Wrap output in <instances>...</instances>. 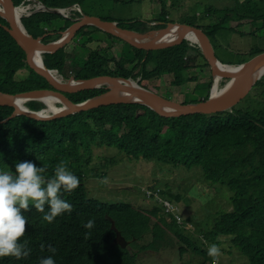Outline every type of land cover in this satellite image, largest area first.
Instances as JSON below:
<instances>
[{
    "label": "trees",
    "instance_id": "obj_1",
    "mask_svg": "<svg viewBox=\"0 0 264 264\" xmlns=\"http://www.w3.org/2000/svg\"><path fill=\"white\" fill-rule=\"evenodd\" d=\"M39 1L53 8L78 3L85 14L98 15L104 20L117 21L121 27L142 32L175 21L168 17L166 5L151 20L113 18L103 11L113 10L110 1L128 4L141 0ZM14 2L18 6L26 0ZM263 4L264 0H234V4L224 8L208 6L202 10L197 21L182 23L202 28L217 48L220 46L217 44L218 33L232 31L235 21H238L237 26L248 19L251 22L260 20L264 26V13L252 15L254 10H262ZM212 14L218 17L210 20ZM66 21L71 23L64 27H52L53 23L63 24ZM153 21L158 23L150 27ZM22 23L33 37L47 34L44 42H48L58 32L57 29L65 30L73 21L56 12L39 11L22 17ZM5 24L0 16V92L17 94L51 88L43 76L28 66L25 51L5 29ZM48 28L51 30L48 31ZM94 30L107 33L89 25L81 28L75 36H88L82 46L95 43L91 52L81 55L66 50L65 46L54 53H43L45 66L58 70L64 78L73 76L79 80L101 75L132 79L141 75L148 79L170 74L172 86L197 80L198 77L189 74L193 68L199 69L201 75H206L208 69L211 73L209 79L198 82L194 87L201 98L186 100L185 103L209 97L214 79L198 44L186 40L176 46L147 51L119 38L124 45L118 60L111 52V44L106 48L101 46L104 36L92 40L90 34ZM252 32L257 33L258 30ZM237 33L246 34L242 31ZM262 51L264 49L252 47L243 53H236L233 61H221L238 65L247 61L245 56L250 59ZM24 68L29 74L22 80L17 79V72ZM104 91L106 88L102 86L71 93L68 97L75 103H81ZM244 99L247 100L244 106H239L241 101H245L242 99L230 110L179 117L161 116L137 102L101 106L47 120L26 115L10 117L14 108L0 106V171L15 174L16 163L31 161L38 167H44L43 175L50 179L57 165L65 161L80 181L73 191L62 190V198L72 205V211L62 213L51 223L43 220L49 207L46 205L45 212L41 213L30 202V209L23 212L28 226L21 238V243L28 242L30 253L21 259L2 257L0 264H40V259L48 256H53L56 264H141L140 254L144 251L156 252L170 244L173 240L171 234L178 238L181 254L191 249L197 256L196 264H213V258L207 251L210 246L206 242L218 245L224 240H229L240 255L247 257L243 264H264V75ZM26 105L32 110L46 107L39 100H30ZM104 145L114 146L131 157L143 156L146 160L182 164L189 168L197 166L210 185L220 184V187L226 186L230 190L232 209L219 211L210 228L202 224L204 241H199L194 234H185L176 214L167 215L161 205L155 204L146 209L126 201L107 202L89 197L86 178L92 165L94 147ZM150 189L159 190L164 198L176 202L180 199L177 194L156 186ZM178 213L181 214L180 209ZM89 220L94 221L92 229L84 226ZM117 230L129 241L126 247L115 241ZM86 233L90 235L86 237ZM49 245L56 249L55 253L48 250ZM218 258L215 264H223L217 262Z\"/></svg>",
    "mask_w": 264,
    "mask_h": 264
},
{
    "label": "rangeland",
    "instance_id": "obj_2",
    "mask_svg": "<svg viewBox=\"0 0 264 264\" xmlns=\"http://www.w3.org/2000/svg\"><path fill=\"white\" fill-rule=\"evenodd\" d=\"M242 1V0H240ZM34 0H26L23 6L37 7ZM108 2V1H107ZM109 3V2H108ZM234 4V0H141L139 2H131L122 4L110 1L109 5L113 6V10H103L112 15L113 18H132L140 20H151L156 17L162 10L163 5L168 8V17L175 20L173 22L182 21H197L202 14V10H206L208 6H215L217 8H224ZM264 6V4H263ZM35 8L31 10L34 11ZM83 10V8L81 7ZM101 13V12H99ZM264 13L262 10H254L253 16H258ZM26 14H23L25 17ZM218 16L212 14L210 20L216 19ZM66 19V18H65ZM69 19V18H68ZM70 20H72L70 18ZM209 22V20L207 19ZM235 21V27L232 31H222L217 35V44L220 45L216 49L217 56L220 60L226 61L236 57L239 51L245 52L252 47L264 49V26L260 20L250 19L239 22ZM71 21L65 23H53L52 27L66 26ZM232 21L229 22L231 24ZM156 23L150 22L149 26H155ZM154 28V27H153ZM49 29V28H48ZM49 29L48 31H50ZM257 31L254 33L252 31ZM57 33L52 35V40H57L60 35V29ZM242 31L246 33L244 36L237 32ZM59 35V36H58ZM58 36V37H57ZM92 40H98L100 36H104L101 41V46L106 48L112 45L111 52L114 56L121 59V47L124 42L119 37H113L104 32L94 30L90 34ZM84 39L87 41L88 36L73 38V40L66 45V50L75 51L81 55H86L91 52L95 43L90 42L87 47L82 46ZM192 44H197L191 42ZM98 45V44H97ZM183 52V51H179ZM240 53V52H239ZM249 59V56H245ZM29 74L28 69L24 68L17 72V79L22 80ZM59 77L61 74L57 72ZM190 76L198 77L195 81L185 82L181 86H172V75H160L154 78H138L133 79L138 82L140 86L149 88L163 95L164 97L174 99L179 102L186 100H197L200 93L194 90L198 82H204L209 79L211 73L206 69V75H201L200 70L193 68L189 72ZM65 79V78H64ZM228 80L220 79L219 88L223 89L228 84ZM215 81L213 82V84ZM202 93H204L203 90ZM211 93V91H210ZM245 100V99H243ZM247 100L241 101L239 106H244ZM26 106V104L24 103ZM53 108L48 106L49 111L60 108L58 101L54 100ZM27 107V106H26ZM46 114H48L46 112ZM51 114V113H50ZM200 168L195 166L189 168L182 164L174 165L163 163L159 161L146 160L145 158L131 157L126 153L119 152L114 146L94 147V156L92 165L88 169V177L86 178V186L88 189V196L102 201H126L133 203L135 206L151 208L158 204L146 198L145 192L149 194L151 187L160 188L161 190L170 191L172 194H177L180 199L176 202L174 199L168 198L173 205L180 209L183 216L184 224L182 231L185 234H194L197 239L204 241V234L201 232L205 227H211L214 219L217 217L219 211H228L232 209L231 192L220 184L210 185L201 175ZM108 178V183L103 184L101 180ZM162 205V204H161ZM176 210V211H177ZM167 213V212H166ZM174 212L167 213V215ZM166 215V216H167ZM203 224V225H202ZM172 242L163 246L159 251H144L140 254L141 264H196L197 256H195L191 249H188L184 254H181L178 249V238L171 234ZM211 246L210 242H206ZM218 247L221 250L217 262L223 264H243L247 261V257L240 255L236 247L231 246L229 240H224Z\"/></svg>",
    "mask_w": 264,
    "mask_h": 264
},
{
    "label": "water",
    "instance_id": "obj_3",
    "mask_svg": "<svg viewBox=\"0 0 264 264\" xmlns=\"http://www.w3.org/2000/svg\"><path fill=\"white\" fill-rule=\"evenodd\" d=\"M15 9L14 0H0V16L7 23L5 29L25 51L28 65L43 76L51 85V88L29 90L17 94L0 92V106L7 105L14 108V112L10 117L26 115L36 119L47 120L101 106L134 102L144 104L164 117H179L196 113L212 114L233 108L252 91L256 82L264 75V51L257 53L238 65L223 63L217 56V48L212 38L202 28L191 24L171 21L163 27L142 32L121 27L118 22L104 20L98 15L83 14L79 19L74 20L65 31L61 32L60 38L56 41L44 42L47 34L39 37H33L29 34L26 28L18 22L17 10ZM54 11L59 12L58 10ZM86 25H95L107 33L128 42L133 47L147 51L179 45L186 40H190L187 37V32H191L196 38L200 39V43L197 44L209 63L214 81L218 77L229 82L218 95H213V84L207 99L184 103L164 97L156 91L139 84L132 85L131 81H134L130 78L101 75L81 80L73 76L64 81L56 79L52 75L51 70L44 65L41 54L46 52L53 53L65 46ZM175 28L176 30H174ZM171 31H177L176 36L170 39L165 38ZM36 56L41 59V64L34 61ZM224 66L234 67L224 69ZM102 86H105L106 91L81 103H75L68 97V94L71 93ZM44 96H51L62 103L63 107L57 112L46 115L44 113L45 109L37 111L23 105L24 102L29 100H41L44 102L42 98ZM17 99H20V104ZM116 233L115 241L120 243L122 247H126L129 241L119 230Z\"/></svg>",
    "mask_w": 264,
    "mask_h": 264
},
{
    "label": "clouds",
    "instance_id": "obj_4",
    "mask_svg": "<svg viewBox=\"0 0 264 264\" xmlns=\"http://www.w3.org/2000/svg\"><path fill=\"white\" fill-rule=\"evenodd\" d=\"M83 14H85L84 10L77 12L71 19L73 21L77 20ZM153 22L158 23L157 21ZM190 42L193 41L190 40ZM66 79L63 76L61 78L62 81ZM26 102L24 103L26 104ZM59 104L60 108L52 112H57L63 107L62 103L59 102ZM45 105L46 107L42 109H45L44 113L46 114L47 112L48 114L46 115H49L52 112L48 110V105ZM45 170L44 167H38L31 161H23L16 163L15 174L9 171H0V258L15 257L16 259H21L29 255L28 242L24 241L21 243V238L24 237L28 226L27 218L23 212L30 209V202L41 213L45 212L46 205L49 207V211L43 215V220L49 223L53 222L62 213H70L72 211V205L62 198V190L64 192H71L76 189L80 183L79 178L68 169L65 161H61L57 165L54 176L50 179H46L43 175ZM108 182L107 177L101 180L103 184H107ZM146 198L150 200L147 196ZM163 211L166 213L164 208ZM180 216L182 219L177 221L183 228L185 224L182 214ZM84 226L92 229L94 221L89 220ZM85 235L87 237L90 233H86ZM41 247L43 248L44 246L42 245ZM48 250L52 253L56 252V249L51 245L48 246ZM207 251L208 255L213 258V264H215L216 259L221 255L220 248L218 245L212 244ZM40 264H56V262L53 256H48L41 258Z\"/></svg>",
    "mask_w": 264,
    "mask_h": 264
},
{
    "label": "bare ground",
    "instance_id": "obj_5",
    "mask_svg": "<svg viewBox=\"0 0 264 264\" xmlns=\"http://www.w3.org/2000/svg\"><path fill=\"white\" fill-rule=\"evenodd\" d=\"M35 2V4L37 5V7L35 8V7H33V6H23L24 4H25V2H22L20 5H18V6H16V9L15 10H17L16 11V16H17V19H18V22L20 23V25L22 24L23 26H24V24L22 23V17H23V14H26L25 15V17H27V16H30L32 13H34V12H39V11H52V12H55L54 10H58L59 12H58V14H61L63 17H65V18H67L63 13H62V10H67V8H69V7H72V6H75L74 7V9H72V10H82L81 9V6L78 4V3H76V4H73L72 6H68V7H64V8H53V7H46L42 2H40L39 0H34ZM33 8H35V10L34 11H32L31 13H25L24 12V10H32ZM57 13V12H56ZM73 21V20H72ZM111 21V20H110ZM74 22V21H73ZM5 25H7V24H5ZM5 25H4V27H5ZM86 26H89V25H86ZM86 26H84V27H86ZM90 26H95V25H90ZM25 27V26H24ZM95 27H97V26H95ZM83 28V27H82ZM97 28H99V27H97ZM67 29V28H66ZM65 29V30H66ZM100 29V28H99ZM65 30H62L61 32H63V31H65ZM102 30V29H101ZM174 30H176V28L174 29ZM104 31V30H103ZM60 32V33H61ZM106 32V31H105ZM176 34H177V31H171V33H169L165 38H167V39H170V38H173L174 36H176ZM76 36V35H75ZM187 37L188 38H190V40L191 41H193V42H195V43H200V39L199 38H196L194 35H193V33H191V32H187ZM75 38V37H74ZM73 40V39H72ZM71 40V41H72ZM190 40H187V41H190ZM56 41V40H55ZM70 41V42H71ZM48 42H50V41H48ZM69 42V43H70ZM69 43H67V44H69ZM66 44V45H67ZM65 45V46H66ZM65 46H63V47H61V48H64ZM60 48V49H61ZM59 50V49H58ZM57 50V51H58ZM57 51H55V52H57ZM46 53H49V52H46ZM54 53V52H53ZM41 56H42V59H43V62H44V58H43V53L41 54ZM34 61L36 62V63H39V64H41V59L38 57V56H36L35 57V59H34ZM42 62V63H43ZM44 65H45V63H44ZM29 66V65H28ZM30 67V66H29ZM234 66H224V69H231V68H233ZM31 68V67H30ZM47 68V67H46ZM223 68V67H222ZM32 69V68H31ZM49 69V68H48ZM49 70H51V73H52V75L56 78V79H61L60 77H59V75L57 74V72H58V70H56V69H49ZM36 72V71H35ZM260 74V73H259ZM262 78V76L260 77V79ZM134 81V80H133ZM219 81H220V79L217 77L216 78V81H215V83H214V85H213V95H218L221 91H222V89H220L219 88ZM72 83H75L74 81H71ZM135 82V81H134ZM132 82L131 81V84L132 85H136V84H138L137 82ZM158 93V92H157ZM43 98V100H44V102L51 108H53V102H54V98H52L51 96H44V97H42ZM17 102H19V104L21 103V101H20V99H17ZM24 105V104H23ZM56 110V109H55ZM163 196V195H162Z\"/></svg>",
    "mask_w": 264,
    "mask_h": 264
},
{
    "label": "built area",
    "instance_id": "obj_6",
    "mask_svg": "<svg viewBox=\"0 0 264 264\" xmlns=\"http://www.w3.org/2000/svg\"><path fill=\"white\" fill-rule=\"evenodd\" d=\"M74 7L75 6H72V7L67 8V10H62V13L67 18H71L72 16H75L77 14V12H82V10H72V9H74ZM24 12L28 14V13H31V10H24ZM148 190H150V192H149V194L146 193V196L149 199H154L155 201L160 202V204H162V206L164 207V210L167 213L174 212V214H176V218L178 221H180L182 219L180 214L178 213L177 207L175 205H173L170 200L164 198L160 194L159 190H156V191H154L152 189H148Z\"/></svg>",
    "mask_w": 264,
    "mask_h": 264
}]
</instances>
